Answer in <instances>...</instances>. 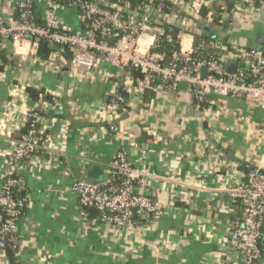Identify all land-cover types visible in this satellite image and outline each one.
<instances>
[{"label":"crops","instance_id":"0c3cea01","mask_svg":"<svg viewBox=\"0 0 264 264\" xmlns=\"http://www.w3.org/2000/svg\"><path fill=\"white\" fill-rule=\"evenodd\" d=\"M204 1L212 7L218 2L173 3L191 11ZM13 6L12 0H0L6 16ZM255 14L247 8L238 11L228 34L222 32L225 28L215 30L226 41L251 47L263 31ZM37 18L46 21L41 6ZM57 19L82 30L77 10L62 11ZM160 19L166 27L179 26L174 14ZM197 25L189 28L196 42L204 38ZM4 48L9 54L7 62L0 55V152L12 147L26 113L37 107L44 108L42 125L51 140L50 154L31 160L18 173L27 204L20 248L11 250L14 264H247L231 242L239 215L229 191L246 179L251 167L264 168V107L210 94L206 109L199 112L176 92L154 90L146 99L134 89L126 92L129 112L115 118L119 131L111 133L104 111L113 80L72 71L66 56L54 54L58 50L47 59L21 56L11 42ZM28 88L44 91L56 103L33 100ZM56 106L65 116L49 114ZM5 142L10 146L5 148ZM120 153L145 171L138 186L162 212L156 219L136 216L123 229L88 220L71 190L73 181H86L97 167L102 173L96 183L105 180ZM0 258L1 264H11L2 248Z\"/></svg>","mask_w":264,"mask_h":264},{"label":"built area","instance_id":"2783aa9c","mask_svg":"<svg viewBox=\"0 0 264 264\" xmlns=\"http://www.w3.org/2000/svg\"><path fill=\"white\" fill-rule=\"evenodd\" d=\"M234 1V8L223 15L229 29L237 21L238 11L247 8L258 16L264 13V0ZM12 2L14 9L8 16L0 10V40L13 36L17 54L39 57V41L44 39L52 47L69 49L72 71L113 80V90L104 111L111 133L119 131L115 118L129 112L126 92L135 89L144 96L156 80L159 81L156 92L181 94L183 101L188 105L194 103L199 112L206 109L210 94L264 107V53L231 40L201 38L196 42L191 34L190 26L199 22L213 28L211 3L204 1L197 7L191 6L190 11L177 8L173 0H142L138 4L127 0ZM38 6L46 12L44 24L36 22ZM202 7L209 10L204 18ZM70 9L79 13L81 31L58 22V14ZM16 11L18 16H15ZM167 14H174L179 22V48L170 61L162 51L164 42H171L168 27L160 19ZM54 54L62 57L60 52ZM231 60L240 62L235 75L226 72ZM133 70L145 73L146 77L135 78ZM182 82L187 84L186 90L180 89ZM42 99L49 106L56 103V98L51 102ZM43 111L44 108L38 107L28 111L22 126L27 132L20 140H15L10 149L0 152V239L15 252L21 245L20 223L27 204V197L20 199L15 195V191H24L18 173L31 160L51 151L50 136L42 125ZM108 169L107 178L100 183L72 182L71 190L78 197L86 218L87 209L94 208L100 217L93 222L123 229L133 224L136 215L146 213L154 219L162 215L154 200L138 186L145 171L135 167L126 153L118 154ZM229 196L235 208L237 202L242 207V217L231 230L233 246L243 254L247 264H264V177L252 171L229 191Z\"/></svg>","mask_w":264,"mask_h":264},{"label":"trees","instance_id":"16d2710c","mask_svg":"<svg viewBox=\"0 0 264 264\" xmlns=\"http://www.w3.org/2000/svg\"><path fill=\"white\" fill-rule=\"evenodd\" d=\"M127 1L131 2L132 4H138L142 0H127ZM234 5H235L234 0H218V2L213 5L210 12H212V15H213L212 26L214 28L223 29V28H226L228 26V23L225 22L223 15H224L225 11H228V12L231 11L234 8ZM208 12H209V10L203 9V14L205 16L207 15ZM15 16H18V11L15 12ZM36 22L39 24H44V22L38 18L36 19ZM167 31H168L167 35L170 36L171 42H167V41L164 42L162 51L165 54L167 60L170 61V59L172 58L173 52L179 48L178 47L179 43H178V39H177L178 33H176V32L173 33L172 31H170V29L169 30L167 29ZM10 38H12V40H14L13 36H8L7 38L0 40V55L2 56L4 62H7L6 57H7V53H8V50L4 47H6V45L8 43H10ZM11 43L13 44V42H11ZM39 45H40L39 52H38L39 55L44 57V58H47V59L56 50L54 47H52L44 39H41L39 41ZM65 51H67V54L69 55V58H70L71 55L69 53V49L65 47ZM133 74L135 75V78H137V79H143L146 77L145 73H143L141 71H137V70H133ZM158 82H159L158 80L153 82L151 84V87L145 91V98L146 99L152 98L155 95L154 90H155ZM28 93H29L30 97L35 101L40 100L42 97L43 98L47 97V98H49V100L52 99L49 94H47V95L44 94V91H37L35 89L28 88ZM205 106H207V104ZM26 132H27V128H21L15 134L14 138L18 141L21 139L22 135H24ZM251 172H252L251 170H248L247 175H249ZM15 195L20 199H24V198H26L27 193L25 191H15ZM236 210L238 211L239 219H241L242 207L240 206L239 202H237V204H236ZM87 213H88V218L90 220H97L100 217V213L94 208L87 209ZM133 222H135V220H133ZM3 244L6 245L7 242L5 240L0 239V248H2V249H4ZM5 251L8 252L7 250H5Z\"/></svg>","mask_w":264,"mask_h":264},{"label":"water","instance_id":"95a60500","mask_svg":"<svg viewBox=\"0 0 264 264\" xmlns=\"http://www.w3.org/2000/svg\"><path fill=\"white\" fill-rule=\"evenodd\" d=\"M259 21H260V23H262L263 28H264V13L260 15ZM168 28L172 31L177 30V28H175L171 25H168ZM197 28H198V30L201 31V35L204 38H208V39H212V40L222 39L220 36V32L211 28L210 26H207V25L200 23L197 25ZM222 32L225 34H228L229 28L226 27L225 29L222 30ZM10 42H13L12 38H10ZM251 47L264 53V31L259 32L257 34L255 44L253 46L251 45ZM55 49L58 50L59 52H61L64 56H66V58L69 59V55L67 54V52L65 50H62L60 48H55ZM239 66H240V62L238 60H231L227 63L226 72L229 75H235L237 73ZM203 75L204 76L206 75V71L203 72ZM186 87H187V84L185 82H182L180 84L181 90H186ZM190 109L192 112L194 107H191ZM49 114L51 116H57V115L65 116V111L60 106H56L55 108L49 110ZM7 146H10V142H5V148H7ZM237 162H239V160H237ZM251 169H252V171L256 172L258 175L264 177V168H258L256 166H253V167H251ZM100 172L102 173V170L98 169V167L93 169V174H92V172H90V174H88V177L86 178V181L89 184H95L96 179H98V176L100 175ZM144 215L146 216L147 214L144 213ZM3 248L8 251L11 264H14V257L11 253L10 245L9 244H6V245L3 244Z\"/></svg>","mask_w":264,"mask_h":264},{"label":"rangeland","instance_id":"374dc122","mask_svg":"<svg viewBox=\"0 0 264 264\" xmlns=\"http://www.w3.org/2000/svg\"><path fill=\"white\" fill-rule=\"evenodd\" d=\"M254 14H255V12H253ZM254 17H256V14H255V16ZM180 29H182V30H184L185 29V27L184 26H180Z\"/></svg>","mask_w":264,"mask_h":264},{"label":"flooded vegetation","instance_id":"af4514ba","mask_svg":"<svg viewBox=\"0 0 264 264\" xmlns=\"http://www.w3.org/2000/svg\"><path fill=\"white\" fill-rule=\"evenodd\" d=\"M260 23H258L257 25H259ZM258 28H262V30L264 31V28H263V26H257ZM262 32V31H261Z\"/></svg>","mask_w":264,"mask_h":264}]
</instances>
